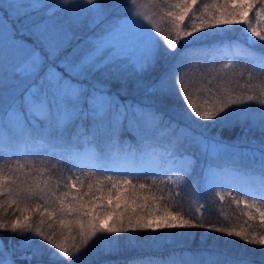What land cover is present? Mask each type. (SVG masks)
Instances as JSON below:
<instances>
[{
  "label": "trees",
  "instance_id": "16d2710c",
  "mask_svg": "<svg viewBox=\"0 0 264 264\" xmlns=\"http://www.w3.org/2000/svg\"><path fill=\"white\" fill-rule=\"evenodd\" d=\"M150 1L159 9L163 6L165 11L160 10L165 14L177 16L181 20L180 31L183 34L176 51L165 48L167 52H160L149 72L133 78V81L140 80V85L144 79L148 82L153 92L154 105L138 100V94L132 91L133 95L122 97H126L123 100L130 99L135 103L119 104L116 107L119 115L111 114L108 115V120H104L94 114L95 108L87 105L85 100V106L74 111L71 120L65 123L55 117L56 111L66 109L64 100L43 99L44 105L46 101L51 109L28 106L24 103L23 95L11 103V109L21 116L22 123L16 118L17 121L9 125L7 131L2 129V132L9 136L14 134V127H20L24 142L16 144L19 150L28 151L27 142L42 137L48 147L51 146L49 139L57 142V148L53 145L50 148L54 155L70 157L73 149H79L87 141H91L96 146L98 160L95 167L75 166L79 175L76 178L77 188L71 190L70 225L57 211L44 208L45 204L42 202L33 207L31 199L22 205L0 200L1 236H5L7 242L14 241L17 248H22L21 251L29 252L32 255L30 264H134L141 261L161 264L160 260L185 255H189V258L184 257L176 264H264V257L257 258L258 250L254 249L257 246L264 248V200L259 201L263 209V215L259 218L250 213L246 214L235 207L233 202L219 203L214 193L203 191V164L208 160L207 157H203L201 164L194 167L190 176L193 183L190 184L189 179L184 185L173 184L163 174H137L133 171L120 173L100 168L112 161L114 148L133 150L139 159L141 155L149 154L152 147L176 145L177 151L173 153L191 152L196 156L187 130L192 134L193 131L195 134L201 132L176 111H171L172 104H178L179 109L187 105L200 115L203 120L199 125L204 130L199 129L203 131L205 138H213L230 145L227 147L230 160L226 161L243 169H264V124L251 125L249 120L232 125L220 124L217 117L210 119V111L204 106L191 107L190 100L182 98L177 92L162 88L176 74L182 61H196L210 54H214L213 58H227L229 55L225 54L221 44H235L242 39L245 12L248 11L251 15L255 8L264 7V0ZM72 5L76 9L74 12L64 11V5L56 8L48 16L52 23H48L57 25L58 32L67 37L63 50L75 52L77 48L85 47L92 38L110 28L113 19L106 15L96 26H91L86 16H80L81 10L76 7L77 4ZM129 5V0H121L110 13L119 14L117 10L125 11ZM187 8L197 9V13H191V10L188 12V19L192 15L191 20L195 23H187L188 20L184 17V10ZM81 18H85V21L79 26L76 21ZM45 20L47 19L42 21ZM38 23L39 20L33 17L16 21L25 35L39 39L43 34V41H46V28L39 23L44 28L40 29ZM262 24L259 31L264 30V23ZM202 26L209 29L203 30ZM166 33L173 34L172 31L167 32V28ZM173 37L174 40L179 39L177 35ZM257 40L253 45L248 44L249 51L264 58V32ZM129 68L131 69V64L128 59L120 56L98 67L83 82L95 91L103 87L112 90L121 82H129ZM64 73L66 71L59 73L61 81L67 80L70 85L81 88L82 81L63 78ZM35 84L43 92H47L45 88L48 85L44 80L38 79ZM90 90L86 89L87 92ZM139 92L144 90L140 88ZM36 93H33L35 97ZM140 114L156 117L160 124L151 127L141 120ZM46 130L53 131L54 138ZM143 132L147 137L141 135ZM11 140L15 141V138ZM5 145L6 142L0 143V154H15V146L9 145L5 148ZM218 161L220 162L216 163L224 162ZM192 190L199 194L201 212L192 205ZM80 219L82 220L79 223ZM83 219L87 220L86 225ZM101 219H106V229L112 235L114 245L96 251L98 246L95 242L98 240L94 231L100 229ZM166 230H171L184 239L179 243L168 240L160 248L150 247V234H162ZM207 254L216 258L210 259Z\"/></svg>",
  "mask_w": 264,
  "mask_h": 264
},
{
  "label": "rangeland",
  "instance_id": "374dc122",
  "mask_svg": "<svg viewBox=\"0 0 264 264\" xmlns=\"http://www.w3.org/2000/svg\"><path fill=\"white\" fill-rule=\"evenodd\" d=\"M119 1L121 0H0V143L6 142V145L3 146L5 148L9 145L15 146V154L9 156L4 153L0 154V200L2 202L8 201L15 205H22L31 199L33 207L42 202L45 204L44 208L49 207L52 211H57V214L64 217V221L70 225L71 190L77 188L76 178L79 175L75 166H93L97 163V160L94 163L95 159L91 157V151L83 150V148L70 152V157L66 155L57 157L50 150L52 145L57 148V142L49 139L51 146L48 147L42 137L27 142L28 151L19 150L16 144L24 142L21 139L23 133L20 127H14V134L9 136L4 134L2 129L7 131L9 125L17 121L16 118H19V123H22L21 116L11 109L13 108L12 101H15L20 95H23L24 103L32 108L35 106L41 109H51L46 101V106L44 105L45 99L64 100L66 109L56 111L55 117L65 123L71 120L74 111L85 106V100L87 105L95 108L94 114H98L97 117L104 120H108V115L118 113H116V107L119 104L135 103L134 100H123L126 97H122L127 94L133 95L132 91L138 94L137 99L143 103L155 104L148 82L144 79L143 84L140 85V80L133 81V78H137L143 72H149L160 52H167L164 50L165 48L173 51L178 49L181 43L180 37L183 35L180 31L181 20L177 16L165 14L163 6L160 7L162 11L150 0H129L128 9L117 10L119 7L117 6L115 9L120 13H110ZM72 4H77L76 7L81 10L80 16H86L91 26H96L106 15L113 19L110 28L92 38L85 47L77 48L75 52L63 50V46L68 40L67 37L58 32L57 25L48 23L50 21L49 14H52L58 7L64 5V11L74 12L76 9ZM187 9L184 10L187 23H195L191 20L192 15L188 19V12L191 10V13H197V9ZM247 13L248 11L245 12L242 21L243 36L241 40L237 41L238 46L236 47V50H239L241 46L245 47L244 55L234 54L220 59L213 58L214 54H210V52V56L198 58L196 61L186 63L182 61L176 74L162 85V88L177 92L182 98L190 100L191 107L204 106L207 108L210 111V119L217 117L220 124L232 125L235 122L241 123L246 120H249L251 125L264 124V58L249 51L248 48V44L256 43L257 37H261L264 32V30L260 29L259 31L258 29L260 25H263L262 22L264 23V7L255 8L251 15ZM24 17H33L35 20H39L40 25L46 28L44 33L46 41H43V34L39 39L36 36L31 37L24 34L21 26L16 24L17 19ZM44 18L47 20L43 22ZM84 21L85 18H81L76 22L80 26ZM39 23V28L44 29ZM202 27L203 30L209 29L206 26ZM166 28L167 32L172 31L173 34L168 35ZM174 35H177L179 39L174 40ZM229 45L234 49V43H229ZM229 45L221 44L227 54ZM120 56H125L128 63L131 64L128 83L122 84L121 82L117 88L112 90L103 87V89L95 91L89 87V84L86 85L83 82V79L98 67ZM60 71H66L63 78L82 81V89L70 85L67 80L61 81L59 79ZM38 79L46 82L48 86L45 90L47 92H43V89L35 84ZM140 88L144 92H139ZM86 89L91 90L87 92ZM34 92H37L36 97L33 95ZM173 102L176 103V101ZM172 106L171 111H176L180 117L197 126V130L201 132L195 134L193 131L192 134L187 130L196 156L191 152L173 153V151H177L176 145H166L163 148L154 147L155 149L150 153L154 155L140 159L131 167L130 164L123 171L134 170L139 173L146 169V172L165 175L173 184L184 185L188 183L189 179L191 181L190 176L194 167L201 164L203 157H207L208 160L203 164L205 172L202 183L203 191L214 193L219 203L233 202L235 207L246 214L250 213L260 218L263 215V209L260 207L259 201L264 200V191H250L242 186L231 184L229 181L221 183L213 180L210 172L215 165H225L217 168L249 178L253 175L264 176V169L243 170L240 166L232 165L226 161L230 160L227 155V147L230 145L213 138H205L203 131L200 130H204V128L199 125L203 119L195 113L196 111L187 105L180 109L178 104H172ZM140 118L151 127L160 124L156 117L140 114ZM206 119L208 120V116ZM46 133L53 137V131L46 130ZM141 135L147 137L144 132ZM11 138H15V141ZM113 152L114 154L122 153L117 148ZM124 155L125 160L128 161L130 156ZM181 159H184L185 162L182 163V169L177 170L176 165ZM218 160L224 162L216 163L220 162ZM258 163L261 164V162ZM252 165L254 166L255 163ZM104 166L100 168L119 172L113 166V161L107 167ZM192 183L191 181L190 184ZM199 199L198 192L192 190V205L201 212ZM9 203L6 204L9 205ZM84 222L86 225L87 220ZM106 226V219H101L100 229L94 231L98 240L95 242L98 246H96V251L114 245V239L107 231ZM156 233L153 232L148 237V244L152 248H160L166 245L165 242L168 240L179 243L184 239L172 233L171 230H166L162 234ZM5 239L6 237H2L0 232V264H30L32 255L26 250L21 251V247L17 248L14 241L7 239L9 243ZM254 249L258 250L257 258L264 257V248L257 246ZM207 256L210 259L211 257L216 258L208 254ZM184 257L189 258V255L174 256L167 260H160V263L176 264ZM151 263L141 261L134 264Z\"/></svg>",
  "mask_w": 264,
  "mask_h": 264
},
{
  "label": "bare ground",
  "instance_id": "6f19581e",
  "mask_svg": "<svg viewBox=\"0 0 264 264\" xmlns=\"http://www.w3.org/2000/svg\"><path fill=\"white\" fill-rule=\"evenodd\" d=\"M91 157L95 158V153H93L91 155ZM112 160H113V166L118 168L117 161L114 159H112ZM183 162H185L184 159H181L178 161V163L176 165L177 170L182 169V163ZM218 166L220 167V166H225V165L213 166V168L211 169V172H210L211 178L213 180H217L221 183L222 182L227 183L229 181L231 184H236L238 186H242L245 189L250 190V191H264V176L253 175V176L247 178L244 176L234 175L230 172L221 171V168H217ZM89 167H92V166H89ZM227 169H229V168H227ZM221 174H222V176H221Z\"/></svg>",
  "mask_w": 264,
  "mask_h": 264
}]
</instances>
